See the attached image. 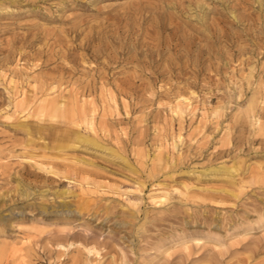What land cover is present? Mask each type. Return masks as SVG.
<instances>
[{
    "label": "rangeland",
    "instance_id": "1",
    "mask_svg": "<svg viewBox=\"0 0 264 264\" xmlns=\"http://www.w3.org/2000/svg\"><path fill=\"white\" fill-rule=\"evenodd\" d=\"M0 264H264V0H0Z\"/></svg>",
    "mask_w": 264,
    "mask_h": 264
},
{
    "label": "bare ground",
    "instance_id": "2",
    "mask_svg": "<svg viewBox=\"0 0 264 264\" xmlns=\"http://www.w3.org/2000/svg\"><path fill=\"white\" fill-rule=\"evenodd\" d=\"M204 12V11H203ZM94 86V85H93ZM89 91V90H88ZM66 236V235H65ZM63 238H65V237H63ZM67 239V238H66ZM62 240V239H61ZM60 243V242H59Z\"/></svg>",
    "mask_w": 264,
    "mask_h": 264
}]
</instances>
